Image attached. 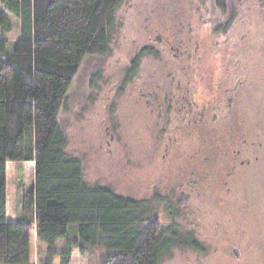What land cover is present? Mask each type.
I'll use <instances>...</instances> for the list:
<instances>
[{
    "label": "rangeland",
    "instance_id": "1",
    "mask_svg": "<svg viewBox=\"0 0 264 264\" xmlns=\"http://www.w3.org/2000/svg\"><path fill=\"white\" fill-rule=\"evenodd\" d=\"M114 22L110 51L84 58L60 112L67 151L89 184L148 201L199 242L160 264H264V0H123ZM220 76L204 105L198 85ZM34 185V162L8 163L10 220ZM31 237L43 264L47 245ZM100 263L75 251L70 264Z\"/></svg>",
    "mask_w": 264,
    "mask_h": 264
},
{
    "label": "trees",
    "instance_id": "2",
    "mask_svg": "<svg viewBox=\"0 0 264 264\" xmlns=\"http://www.w3.org/2000/svg\"><path fill=\"white\" fill-rule=\"evenodd\" d=\"M122 1L0 0V29L18 28L14 38L0 37V264H36L33 228L47 245L43 264L60 255L70 264L75 251L100 253V264H160L178 244L201 248L152 216L148 201L89 184L67 151L60 112L84 58L110 51ZM22 161L34 162L35 185L13 221L8 163Z\"/></svg>",
    "mask_w": 264,
    "mask_h": 264
},
{
    "label": "flooded vegetation",
    "instance_id": "3",
    "mask_svg": "<svg viewBox=\"0 0 264 264\" xmlns=\"http://www.w3.org/2000/svg\"><path fill=\"white\" fill-rule=\"evenodd\" d=\"M187 79L188 78H186L185 83H190L191 81L189 79L188 80ZM222 80H223V76L218 77L217 81H216L217 85L216 86L214 85V87L212 85H210L208 82H205L206 84H208V86H205V85L199 86L198 85V89L199 90H203V88H204V90L205 89L208 90V93H207V95L205 97V100L203 99L204 105L213 106V104L216 101V98L218 96V95L215 94V90H217L218 88L220 89L222 87V85H221L223 83ZM178 83L181 84V81H179ZM202 83L204 84V80H203ZM176 103H177L176 107L181 111L182 109L178 106L179 105L178 102H176Z\"/></svg>",
    "mask_w": 264,
    "mask_h": 264
}]
</instances>
